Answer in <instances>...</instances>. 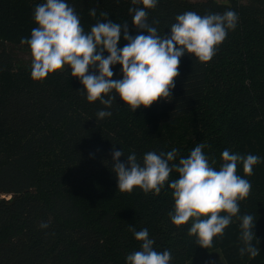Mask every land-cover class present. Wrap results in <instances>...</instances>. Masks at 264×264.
Returning <instances> with one entry per match:
<instances>
[{"label": "trees", "instance_id": "16d2710c", "mask_svg": "<svg viewBox=\"0 0 264 264\" xmlns=\"http://www.w3.org/2000/svg\"><path fill=\"white\" fill-rule=\"evenodd\" d=\"M44 2L0 0V264H125L141 247L130 226L147 229L156 251L171 252L170 264H188L199 252L216 249L226 264H264V0H158L147 10L148 22L162 35L187 11L204 16L233 10L238 23L208 63L187 53L180 58L170 102L132 112L116 97L107 109L112 115L102 120L96 113L104 106L87 101L70 69L34 81L31 65L16 55V49L29 51L20 41L30 38L33 10ZM65 2L85 33L110 19L138 34L129 9L142 5L131 0ZM93 8L95 17L89 15ZM125 43L121 34L118 47ZM112 70L113 79L122 78L120 65ZM198 143L206 145L204 153L217 170L225 149L260 157L251 176L237 165V174L252 185L250 194L223 236L204 249L189 235L191 219L181 227L171 223L169 183L179 178L175 171L157 195L139 188L120 192L112 169L114 150L123 151L120 162L135 153L142 164L147 152L175 148L178 156L170 164H176ZM244 215L255 222L252 243L260 254L253 259L239 251Z\"/></svg>", "mask_w": 264, "mask_h": 264}, {"label": "clouds", "instance_id": "9594fccd", "mask_svg": "<svg viewBox=\"0 0 264 264\" xmlns=\"http://www.w3.org/2000/svg\"><path fill=\"white\" fill-rule=\"evenodd\" d=\"M158 0H131L133 6L132 26L138 34H129V25L115 23L110 19L98 21L90 32L85 33L80 17L65 0H46L33 10L36 27L30 38H22L21 45H28L31 63V78L43 81L50 74L70 69L71 77L80 81L81 89L89 103L99 100L105 110L96 113L97 119L112 115L110 109L116 97L132 112L138 108H149L158 100L170 102L175 79L179 76L180 58L184 54L195 57L202 64L208 63L216 49L226 39L228 32L238 23V14L228 10L223 14L209 13L204 16L187 11L175 17L167 34L148 22L147 10L154 9ZM89 15L96 16V9ZM104 18L107 12H101ZM123 34L126 41L118 47ZM107 53V57L103 53ZM113 65H120L122 78L113 79ZM81 89L77 90L80 91ZM115 93V95H110ZM107 97V98H105ZM206 145L198 143L187 158L181 157L176 164H170L178 156L177 149L167 153L147 152L142 164L135 153L124 156L121 149L112 154V169L117 179V188L122 193H131L134 188L145 194H159L170 174L175 171L178 179L172 180L174 210L169 213L171 223L176 227L192 220L189 235L196 237L201 248L212 246L213 239L223 236L224 230L240 211L239 202L250 194L251 183L237 174V165L242 163L244 176L253 174V167L260 163V157L243 156L225 149L221 154L223 163L217 170L204 153ZM223 213V215H222ZM252 215H244L240 224L243 247L240 255L250 259L260 254L252 243L254 239ZM41 223V228H47ZM133 231L140 242V250L130 253L125 264H170L171 252H158L155 241L149 238L147 229Z\"/></svg>", "mask_w": 264, "mask_h": 264}, {"label": "rangeland", "instance_id": "374dc122", "mask_svg": "<svg viewBox=\"0 0 264 264\" xmlns=\"http://www.w3.org/2000/svg\"><path fill=\"white\" fill-rule=\"evenodd\" d=\"M190 2H200L204 0H188ZM219 3H226L227 0H216ZM18 48V47H17ZM16 55L26 65H31L32 59L29 51L24 49H16ZM7 198V197H6ZM188 264H226L221 251H202L199 252Z\"/></svg>", "mask_w": 264, "mask_h": 264}]
</instances>
